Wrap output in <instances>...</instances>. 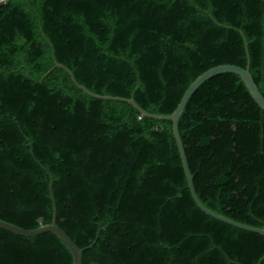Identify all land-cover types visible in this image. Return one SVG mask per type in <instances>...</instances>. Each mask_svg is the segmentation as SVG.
I'll use <instances>...</instances> for the list:
<instances>
[{
    "label": "trees",
    "instance_id": "obj_1",
    "mask_svg": "<svg viewBox=\"0 0 264 264\" xmlns=\"http://www.w3.org/2000/svg\"><path fill=\"white\" fill-rule=\"evenodd\" d=\"M264 97V0H7L0 6V220L58 226L82 264H264V236L194 203L169 115L196 77L246 67ZM46 74V75H45ZM45 77L42 79V77ZM197 197L264 229V111L221 73L178 122ZM42 218L41 223L37 222ZM0 264H72L52 233L0 228Z\"/></svg>",
    "mask_w": 264,
    "mask_h": 264
},
{
    "label": "water",
    "instance_id": "obj_2",
    "mask_svg": "<svg viewBox=\"0 0 264 264\" xmlns=\"http://www.w3.org/2000/svg\"><path fill=\"white\" fill-rule=\"evenodd\" d=\"M3 4L4 3L0 2V6H2ZM245 48H246V53H247L246 67H241V66L234 65V64H220V65H216V66L206 70L205 72L200 74L198 77H196V79L193 82H191V84L187 87V89L183 93V95H182L180 101L178 102L176 108L169 115L149 113V112L145 111L133 98H125V97L109 96V95H99V94L93 93L90 90H88L87 88H85L84 86L80 85L76 81V79H75L73 73L70 71V69H68L66 66L62 65L61 63L55 62L54 66L46 74H48L54 68H61L67 72V74L70 76L71 81L74 83V85L77 88H79L80 90H82L84 93H86L87 95H89L91 97L102 99V100H113V101L126 102V103L132 105L137 111L140 112L141 115H143L145 117L157 119V120H169V121H171L172 134H173V137H174V140H175V143L177 146V150H178V153H179V156L181 159L182 168H183L184 175H185V178L187 181V187L189 189L190 195H191L194 203L196 204V206L203 213H205L207 216H210L215 220H218L220 222L232 225L236 228H239V229H242L245 231L257 233V234L264 236V229L255 228V227L248 226V225L242 224L240 222L234 221V220L227 218L223 215L215 213L214 211L210 210L209 208H207L206 206H204L202 204V202L199 200V198L197 197L196 192L194 190L192 175H191L189 167H188L184 147H183V144H182V141H181V138L179 135V131H178V122L182 116V113H183L189 99L192 97V95L195 93V91L206 80L210 79L211 77H213L215 75L221 74V73L237 74L241 78V80L243 81L244 85L246 86V88H247L249 94L251 95V97L253 98V100L264 111V97L260 93V91H259L256 83L254 82V79L252 78L250 71H249V59H248V52H247V45L246 44H245ZM45 75L42 77V79L45 77ZM49 192H50V199H51V203H52V207H53V218H52V222L50 224H42L35 229H26V228L16 226L12 223L0 220V228L4 229L6 231H9L13 234L23 236V237H34V236H37V235H40L43 233H47V232L52 233L59 240H61L63 242V244L67 247V249L70 251V253L72 255V264H82V252H83V250L90 248L92 246V244H89L88 246H86L85 248H82V249L79 248L72 241V239L65 233V231L62 230L58 226V224L56 222V205H55V200H54V196L52 193V180H51L50 185H49ZM41 221H42V218L37 219L38 223H41ZM260 262H261V260L258 262V264Z\"/></svg>",
    "mask_w": 264,
    "mask_h": 264
},
{
    "label": "built area",
    "instance_id": "obj_3",
    "mask_svg": "<svg viewBox=\"0 0 264 264\" xmlns=\"http://www.w3.org/2000/svg\"><path fill=\"white\" fill-rule=\"evenodd\" d=\"M7 0H0V2L5 3Z\"/></svg>",
    "mask_w": 264,
    "mask_h": 264
}]
</instances>
